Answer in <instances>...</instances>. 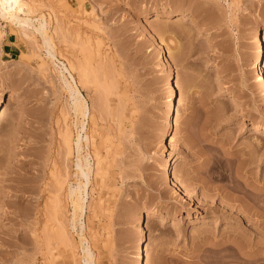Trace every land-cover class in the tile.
<instances>
[{
  "label": "rangeland",
  "instance_id": "rangeland-1",
  "mask_svg": "<svg viewBox=\"0 0 264 264\" xmlns=\"http://www.w3.org/2000/svg\"><path fill=\"white\" fill-rule=\"evenodd\" d=\"M21 1L47 22L56 59L0 20V264H82L80 222L94 264H134L141 211L152 213L144 264H264V130L254 128L264 125L254 38L264 0ZM68 63L76 79L77 65L90 73L79 87L93 175L74 231L64 196L76 153L60 134L66 125L75 141L79 130L60 75Z\"/></svg>",
  "mask_w": 264,
  "mask_h": 264
},
{
  "label": "bare ground",
  "instance_id": "bare-ground-1",
  "mask_svg": "<svg viewBox=\"0 0 264 264\" xmlns=\"http://www.w3.org/2000/svg\"><path fill=\"white\" fill-rule=\"evenodd\" d=\"M26 7L27 6L21 0H0V20L4 21L7 24H11V25H14L15 27H17V29H19L21 31L22 36L23 35L26 36L30 32L29 34H30L31 38L30 37L27 38V36H26L25 38H27V39H32V37H34L35 34L37 36H39L41 38V41H42V47L46 51V56H47L48 60L50 61V63L53 64V61L56 58H55L54 44L52 42L53 39H52V36L49 35L51 32L48 33L50 31V30H48V28H49L48 24L43 17L32 20L31 18L26 16V15H28V14H26V13H28L27 12L28 9ZM176 20H180L178 18V16H177ZM53 32H54V30H53ZM31 33L33 34V36L31 35ZM263 34H261L260 31H257L254 38H255V42L258 45V54H257V58H256V62L259 65V71H260L258 82H259L260 88L264 92V40L261 41V36ZM85 41H83V43ZM86 43H88V42H86ZM88 45L90 48V44H86V46H88ZM77 67H78L77 68L78 75L76 74L78 77L77 79L73 75V72L75 71L76 68L71 63H68L67 65L62 66L63 71H60V75L62 77L63 89L69 98V103H68L69 109L73 113V115H74L73 117H75V120L72 122V124H70V126L72 125L73 127L76 128V130H77V128H79V130L76 131L75 141L73 140L72 133H71L68 126L65 125V127H66L65 130L64 131L62 130L63 133H60L62 135L61 136L62 137L61 143L63 145L62 147H64L63 148L64 152H66L65 154L67 156H70L73 154L74 151L76 153V163H75L76 172L74 174L76 181H75L74 185L68 186V189L65 193L66 197L64 196V198H66L68 200V202L71 206L72 217L70 218L69 222H70V227L73 231L76 229V226H77V220L76 219L78 217H79V219L81 218L83 211L86 208V198L88 195L87 189H88V186L90 184V176L93 175L92 170H91L92 167H91V164H90L88 158L86 156L81 155V152L83 150V145L88 146L91 144V137L88 135V133H86V121L88 122L90 119V112H89V108L87 106L86 100L83 98V96L81 94L79 86L82 84H88L89 83V74L90 73H88L89 71H87V69H86L87 67L85 68V67H83V65H77ZM64 73L67 76H65ZM177 97H178V95L176 94V89L171 88L170 104H171L172 110L170 111L171 115L166 120V122L169 123V125L171 124V126H172V122L174 121L173 120V114L174 115L179 114V103H178ZM4 114H5V111L2 109L0 111V120L4 117ZM254 126H255L254 128L264 130V125L255 124ZM82 134L84 136H82ZM169 135H170V132L168 130L164 131L162 133V140L168 141ZM255 142L258 143V140H255ZM168 147L171 149L173 147L171 145L170 140L168 141ZM171 161L172 160H169L167 162L166 166L164 167V176L167 177L168 179H170L171 168L174 164ZM94 165H95V167L99 166V159H96ZM96 170H98L97 167H96ZM100 171H101V169H100ZM100 171H97V172H99V176L101 177L100 174L103 175V173H102V171L101 172ZM95 174L98 175V173H96V172H95ZM102 178H103V176H102ZM58 181L59 180H57V182ZM171 181H172L171 185L181 193L182 198L185 202L186 201V195H184L185 194L184 187L181 185H177L176 179H173V180L171 179ZM57 182L55 180V183H57ZM54 185H56V184H54ZM58 186L60 187V184H58L56 187H54L56 190H54L55 197L53 199H55V200L52 199V205L50 204L51 206H54L52 208L53 211L56 210V208H55L56 206L58 207V204H59L58 201L60 202V200L58 198H57L58 201L56 200V196L58 195V192H59ZM55 192H57V194ZM55 201H57L56 204H55ZM53 202H54V205H53ZM52 213L54 214V216H52V214H51L52 220L56 222V220L60 217V212H58V210H57L55 213L54 212H52ZM151 215H152V213L149 211H145V212L141 211L136 216V221H137V224L139 225L138 231L142 234V238L140 239V247H139V249L135 255L134 264H144V258L146 257V252L148 250V244H147V238H146V233H148V230L146 229V227L143 226V221H144V218L152 217ZM54 219H56V220H54ZM162 221H164V220H162ZM57 224H59V222ZM83 228H84L83 224L80 222L79 223L80 234H79L78 239L80 240L79 249L81 251V259L79 257V260L82 264H94L95 260H94L93 254L91 252V249H90L89 245L87 244V242L82 237ZM43 229H40L41 231L39 230V233L40 232L44 233ZM58 229L60 231H62L61 228H58ZM58 231H57V234H58ZM61 234H62V232H61ZM41 235L44 236L42 233H40V237H41ZM59 235H60V233H59ZM64 237H66V236H64ZM61 238L63 240V236ZM64 244H67V246L69 245V243H66V242H64ZM39 245H40V243H39ZM68 248H70V247L68 246ZM71 249L73 250L74 248H72V246H71L70 249H67V250L62 249V250H64V251L69 250L71 252ZM69 251H68V253H69ZM68 253L66 252V254H68ZM63 255H65V253H63ZM72 256L69 257V255H68L70 260L72 259ZM61 257H62V254H61ZM64 258L66 261V257H63V259ZM70 260L68 261L69 263H70ZM73 262H71V263H73ZM75 262H76V260H75ZM67 263H65V264H67ZM76 264H77V262H76Z\"/></svg>",
  "mask_w": 264,
  "mask_h": 264
}]
</instances>
